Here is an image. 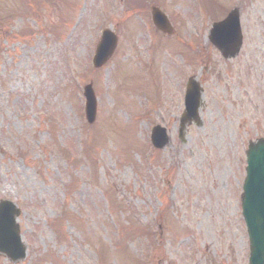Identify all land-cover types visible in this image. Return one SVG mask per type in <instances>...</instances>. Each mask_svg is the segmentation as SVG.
Segmentation results:
<instances>
[{
  "label": "rangeland",
  "instance_id": "374dc122",
  "mask_svg": "<svg viewBox=\"0 0 264 264\" xmlns=\"http://www.w3.org/2000/svg\"><path fill=\"white\" fill-rule=\"evenodd\" d=\"M211 1L203 21L209 0H0V199L21 207L27 244L0 264H249L240 196L248 141L264 137V0L243 5L232 59L203 32L233 0ZM109 26L117 47L94 69ZM192 75L201 124L180 138ZM155 124L170 136L161 149Z\"/></svg>",
  "mask_w": 264,
  "mask_h": 264
},
{
  "label": "water",
  "instance_id": "95a60500",
  "mask_svg": "<svg viewBox=\"0 0 264 264\" xmlns=\"http://www.w3.org/2000/svg\"><path fill=\"white\" fill-rule=\"evenodd\" d=\"M235 11L221 22L214 24L212 41L222 50L225 57L236 56L242 45L239 18ZM155 25L164 32L172 28L167 16L158 8H152ZM118 43L116 32L110 28L102 30L101 38L93 56V65L101 67L112 56ZM86 96V118L93 123L97 114V98L92 83L84 86ZM202 87L192 77L189 80L185 105L180 121V136H183L189 123L200 124L198 110L201 103ZM152 141L163 148L170 141L165 127L157 125L152 130ZM247 176L243 185L242 206L250 237V264H264V138L250 141L247 150ZM20 209L10 200L0 201V254L17 262L26 256V244L22 241L20 226L16 217Z\"/></svg>",
  "mask_w": 264,
  "mask_h": 264
},
{
  "label": "flooded vegetation",
  "instance_id": "af4514ba",
  "mask_svg": "<svg viewBox=\"0 0 264 264\" xmlns=\"http://www.w3.org/2000/svg\"><path fill=\"white\" fill-rule=\"evenodd\" d=\"M233 1H236V0H233ZM246 3H247V0H243L242 2H239L238 5L242 8L243 5L246 4Z\"/></svg>",
  "mask_w": 264,
  "mask_h": 264
},
{
  "label": "trees",
  "instance_id": "16d2710c",
  "mask_svg": "<svg viewBox=\"0 0 264 264\" xmlns=\"http://www.w3.org/2000/svg\"><path fill=\"white\" fill-rule=\"evenodd\" d=\"M92 149H93V148H92ZM62 216H63V217H64V216H65V217H67V216H68V214H66V213L64 214V213L62 212ZM66 219H67V218H66ZM143 228H144V227H143V226H141V228H140V229H143ZM56 230H57V231L59 232V234H60V230H59V228H58V227L56 228Z\"/></svg>",
  "mask_w": 264,
  "mask_h": 264
}]
</instances>
